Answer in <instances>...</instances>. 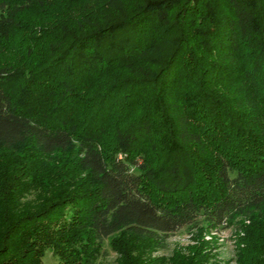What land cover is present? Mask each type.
<instances>
[{"label": "trees", "instance_id": "trees-1", "mask_svg": "<svg viewBox=\"0 0 264 264\" xmlns=\"http://www.w3.org/2000/svg\"><path fill=\"white\" fill-rule=\"evenodd\" d=\"M232 226L264 264V0H0V264Z\"/></svg>", "mask_w": 264, "mask_h": 264}, {"label": "rangeland", "instance_id": "rangeland-1", "mask_svg": "<svg viewBox=\"0 0 264 264\" xmlns=\"http://www.w3.org/2000/svg\"><path fill=\"white\" fill-rule=\"evenodd\" d=\"M25 19L30 20L32 17L27 15ZM235 237L236 231L234 226L213 233L203 231L200 233V236H198L196 229L183 227L165 236L163 249L156 250L155 252L147 250L145 252V259L163 258L169 261L174 253H183L184 248L196 245L198 243L196 240L198 239L204 242L207 252L210 253L211 262L233 264L236 246ZM103 250L104 254L98 259L97 264H117L116 256L109 250L107 243L104 244ZM41 261L42 264H57V259L51 255L48 249L43 252Z\"/></svg>", "mask_w": 264, "mask_h": 264}]
</instances>
